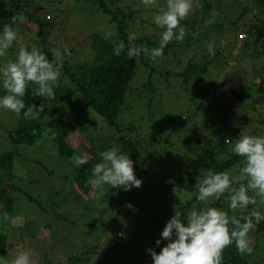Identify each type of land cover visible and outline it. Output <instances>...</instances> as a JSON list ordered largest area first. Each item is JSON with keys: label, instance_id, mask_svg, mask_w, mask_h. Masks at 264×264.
Wrapping results in <instances>:
<instances>
[{"label": "rangeland", "instance_id": "rangeland-1", "mask_svg": "<svg viewBox=\"0 0 264 264\" xmlns=\"http://www.w3.org/2000/svg\"><path fill=\"white\" fill-rule=\"evenodd\" d=\"M28 1L46 8L41 18L42 34H37L34 26L25 28V22L14 26L18 29V41L5 57H0V68L8 60H16L21 45L29 49L37 47L49 61L55 59L54 53L59 50L64 63L58 85L68 87L70 94L62 92L54 104L47 101L50 112L36 120H27L23 115L17 117L0 108V154L16 149L10 178L23 190L10 193L13 205L7 213L8 221L0 217V264H11L21 251L31 253L33 264H63L67 258L80 254L91 258L90 264H153L151 256L140 263L134 262L138 252L128 237L132 235L137 239L143 250L158 248L156 241L161 239L162 227L152 224L153 209L156 205L163 206L170 218L175 209L191 197L189 187L193 179L190 176L201 171L197 166L201 148L188 143L197 139V143L201 140V145L212 147L220 136H228L233 141L228 149L233 152L240 134L264 136V56L250 59L246 58L248 54L246 57L238 54L234 30L225 35L218 31V23L220 29L226 28L230 18L240 13L241 5L247 6L248 11L235 27L237 30L249 18H260L257 3L253 0H194L193 10L185 18L188 20L184 26L185 37L190 40L185 53L184 47L175 51L173 46L155 60L145 56L148 66L144 67L141 62L136 65L117 118V129L92 108L84 106L74 83L63 71L64 65L74 72L79 64L93 62V35L113 39L115 24L98 8L95 0ZM112 1L117 6L127 1L138 4V0ZM205 1L211 3L209 17L215 16L216 22L207 26L202 22ZM9 3V0H0V12L4 14ZM196 3L199 8L195 7ZM140 6V10L136 8V26L141 28L147 19L150 24H145L143 30L148 29L153 40H160L159 35L164 31L155 24L156 10L152 9L157 7L156 13L160 14L161 9L166 10V0H156L150 9L140 0ZM194 20L197 21L193 25ZM4 25L0 23V32ZM204 31L207 37L199 36V32ZM240 32L244 31H237ZM210 43L214 55L207 50ZM157 47L159 45L153 48ZM204 61H208L205 72L193 73L189 78H186L187 72L179 74L188 63ZM253 62L255 68L258 67L255 75ZM6 94L0 76V97ZM252 101H255L254 106ZM56 116L79 122L80 135L91 137L97 148L105 143L104 150L116 147L120 151L121 135L134 139L146 157L143 160L148 169V177L135 172L137 179L142 180L141 187L127 191L116 188L115 192L110 185L100 189L92 184L88 195L79 192L70 179L75 165L72 157L61 156L51 141L47 142L52 133L48 127L42 133L45 141L41 147L12 142L10 134L16 128L32 121L48 124L51 117ZM86 154L87 151L79 147L73 157ZM243 165L244 159L222 172L235 178ZM25 192L37 198L42 208ZM128 204L133 208H128ZM0 207L4 208L1 204ZM254 207L264 214V201L258 199ZM117 231H122L123 236H118ZM251 240L253 253L249 255L248 264H260V260H264V236Z\"/></svg>", "mask_w": 264, "mask_h": 264}, {"label": "trees", "instance_id": "trees-1", "mask_svg": "<svg viewBox=\"0 0 264 264\" xmlns=\"http://www.w3.org/2000/svg\"><path fill=\"white\" fill-rule=\"evenodd\" d=\"M9 1L10 5L5 10V13L3 14L0 12V23L9 24L11 27H14L21 22H25V28H27V26H34L36 27L34 30L37 31V34H42L43 21L41 18L45 14V6L32 4L28 0ZM231 1L235 2V0ZM253 1L257 3L259 8L258 12L260 15H262L260 18H257L256 20L255 18H249L248 21L242 24V28L237 30L235 27L239 25V22L248 11L247 6L241 5L240 13H237L234 17L230 18L226 28L221 27L220 29L221 24L218 23V31L223 33V35H225V32H228L229 34L232 32V30H234L235 37L237 38V44L239 46L238 54H243L244 56L248 54L247 57H245L250 59L251 57L264 56V0ZM95 2L97 3L98 8L107 14L109 16V20L115 24L116 32L113 33L114 38L108 39L94 34L91 44L94 50L93 62L79 64L74 72L70 70V66L64 65L63 71L65 74L69 75L70 81L74 83L76 90L78 91V95L84 102V106L92 108L99 116L103 117L109 125L118 129L117 118L124 102L129 84L133 78L136 65L141 62L144 64V67L148 66V63L145 61V55L143 54L139 59H129L125 54L127 48L132 44H143L149 49H152L154 46L159 45L163 33L159 35L161 36L160 40H153V37L149 36L148 29L146 28L147 31L143 30V26H145V24H150L147 19H144V21L142 20L143 24L141 28L136 26V8L138 7V10H140L139 8H142L140 6V0H138L137 5H135L133 2L127 1L126 3H119L118 6L112 0H95ZM202 8V22H205L207 19L209 20V18H211L209 17V14L212 9V5L210 2L205 1L202 5ZM148 9H150V7H148ZM152 10L157 11V7ZM156 11H154L155 16L157 15ZM13 15H18L21 17V19H19L14 25L11 24V18ZM196 21L197 20H194L191 23L194 25ZM187 23L188 20L184 19L181 21V26L184 27ZM48 25H50V23H48ZM230 25L232 26L230 27ZM213 27H215V25ZM159 28L162 31L166 30L165 28ZM195 30L196 28H193V31ZM240 30L244 31L245 33V37L242 39H239L237 36V31ZM205 34L206 31L203 33L199 32V36L203 35V37H207ZM121 41H123L125 44V52L121 53L119 56H116L114 55L113 51L114 45L120 43ZM189 41L190 40L188 37H185L182 42L173 40L164 48L163 53L167 51L168 48L173 46L175 47V51H177V49L181 50L184 47V52L186 51L185 47L188 46ZM47 55L51 56L49 52H47ZM206 55H208L210 58L209 54ZM204 57L207 59V56ZM253 65V75H255L257 72L255 69H258V67L255 68L254 62ZM207 67L208 61H204L202 64L188 63L184 72L179 74L183 75L187 72L190 75L186 74V78H189L193 73L205 72ZM151 73L152 72L149 73V76ZM36 87V85L29 83L23 100L26 107L31 106L32 104H35L37 107H39L41 104H43V111L40 112L39 116H44L50 112L51 108L49 107L48 103L52 102L51 104H54L57 102L61 97L62 92H65L68 95L70 94V89L68 87L60 88V85H58L57 91L55 92L57 98H54L50 101L49 99L37 96L35 94ZM254 102H251L252 106H254ZM21 115H23V112ZM78 123L79 122L77 121H68L59 116L51 117V121L48 124H42L39 121H32L16 128L13 133L10 134V138L15 145L24 144L28 146L41 147L42 141L44 140V138L42 139V133L44 132V128L48 127L52 133L49 138H47V142L51 141L53 148H55L61 156L65 158H71L79 147L85 149V151H87L86 156H91L92 159L88 160L85 164L79 167L73 165L70 179L75 189L79 188V192L88 195V192L92 187V183H89V180L93 179L92 168L96 163L102 162L99 153L101 151H106L104 150L106 145L104 143L102 144V147H95L91 137L80 135L81 132L79 131L80 126ZM226 138L230 139L228 136H220L219 139L213 142L214 145L212 147L201 145V140H199L197 143V139L195 140L196 143L194 141L188 143L195 144L201 148L197 166H200L202 171H200V173L202 174L197 173L195 176H190L193 179V185L189 187L192 195L189 199L181 203L179 207L175 209V212H180L182 214V218L186 216V213L191 208L192 204L196 203L197 190L195 189L194 185L198 176L203 177L209 169L213 170L214 172H222L226 168L244 159L243 157L234 154V152H230L228 149V144H225ZM119 142L121 143L120 152L129 154L130 159L133 160L134 172H137L141 176L148 177V169L146 168L143 160V158L146 159V157L142 154L140 147L138 146L139 144L134 139H131L126 135H121ZM15 154L16 149L8 150L0 154V204L4 206V208L0 207V217H3V214L5 212L8 213L9 209L12 208L13 199L10 196V193L13 190L23 191L22 188L15 185L10 178ZM223 155L224 158L222 157ZM200 158L203 162L201 165ZM74 184L77 187H75ZM236 186L238 187L239 184ZM115 189L116 188H113V191H115ZM25 195H27L32 202L37 203L42 208V205L37 198H34L26 192ZM227 195L228 193H225L224 196H221L219 199L215 198L213 202L208 204H199L198 208L211 206L229 211L228 201L225 198ZM253 207V205H249L248 211L250 212ZM153 211L154 217L152 218V224L156 223L157 225L161 226V231H163L166 223L171 217L168 218L166 215L167 210H165L163 206L156 205ZM229 214L231 215L230 211ZM184 222L186 223V220ZM35 227L37 228V226ZM260 236H264V221L255 224L254 228L249 233V237L251 239L253 237L259 238ZM128 239L135 243V250L138 252L134 262L140 263L144 259L151 256L146 250L142 249L140 243H138V240L132 235H130ZM166 244L167 241H163L160 247H152L151 249L159 254L161 248ZM255 247H258V245ZM90 260L91 258L87 257L86 254H80L67 258L63 264H88ZM248 260H251L249 254H240L237 251L234 243L226 248L223 252V264H248ZM252 260L255 261L256 258H253ZM260 261V264H264L263 259ZM142 263L145 264L146 262Z\"/></svg>", "mask_w": 264, "mask_h": 264}, {"label": "clouds", "instance_id": "clouds-1", "mask_svg": "<svg viewBox=\"0 0 264 264\" xmlns=\"http://www.w3.org/2000/svg\"><path fill=\"white\" fill-rule=\"evenodd\" d=\"M142 3L149 7L155 5L156 0H142ZM193 7L194 0H166V10L161 9L160 14L154 18L157 26L166 29L159 47L149 49L143 44H132L125 53L127 57L139 59L143 54L155 60L163 55L164 48L170 42L173 40L182 42L186 31L181 26V21L189 15ZM195 7L199 8V3H196ZM19 19L20 16L13 15L11 24H16ZM214 22L215 16L205 21V26ZM237 36L242 39L245 33L240 32ZM17 41L18 29L5 24L3 31L0 32V57H5ZM207 50L209 54H215L213 44H208ZM113 51L116 56L125 52L124 42L115 44ZM54 57L53 61H49L37 47L29 49L21 45L16 60H8L0 68L3 87L8 93L0 97V108L15 113L17 117L23 112V117L27 120L38 119L40 112L43 111V104L39 107L35 104L26 107L23 97L27 86L32 83L37 86L35 91L37 96L55 98L54 87L58 86L64 57L59 50L54 53ZM225 144H233V141L226 138ZM232 151L244 158L239 175L232 178L227 172H214L209 169L203 177L196 178L194 185L197 190L196 203L192 204L185 217L182 218L180 212H175L166 223L161 239L156 241L157 247H160L162 240L167 241L159 254L151 248L147 249L153 264H223V252L233 243L240 254L253 253L249 233L255 224L264 221V214L257 207H253L250 212L248 208L249 205H257L258 199L264 201V136L240 134L234 142ZM99 156L102 162L93 166V179H90L89 183L100 189H103L104 185L123 188L126 191L132 187H141L142 180L137 179L129 154L112 147L101 151ZM90 159L91 156L72 157L77 167ZM234 183H239V186L234 187ZM225 193H228L225 198L231 215L229 211L216 207L198 208L199 204H204L213 197L219 199ZM101 194L103 195V192ZM126 206L133 208L131 204ZM3 219H8L6 212ZM11 264H33L32 255L30 252L21 251Z\"/></svg>", "mask_w": 264, "mask_h": 264}, {"label": "built area", "instance_id": "built-area-1", "mask_svg": "<svg viewBox=\"0 0 264 264\" xmlns=\"http://www.w3.org/2000/svg\"><path fill=\"white\" fill-rule=\"evenodd\" d=\"M240 36H243V34H240ZM118 235H123L122 231H118Z\"/></svg>", "mask_w": 264, "mask_h": 264}]
</instances>
